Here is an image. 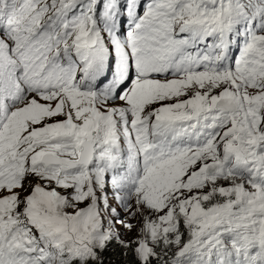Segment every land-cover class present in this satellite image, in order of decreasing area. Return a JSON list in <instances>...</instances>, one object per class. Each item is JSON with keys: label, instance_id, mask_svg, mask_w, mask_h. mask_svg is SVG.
Instances as JSON below:
<instances>
[{"label": "snow or ice", "instance_id": "obj_1", "mask_svg": "<svg viewBox=\"0 0 264 264\" xmlns=\"http://www.w3.org/2000/svg\"><path fill=\"white\" fill-rule=\"evenodd\" d=\"M0 264H264V0H0Z\"/></svg>", "mask_w": 264, "mask_h": 264}]
</instances>
